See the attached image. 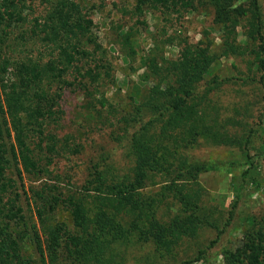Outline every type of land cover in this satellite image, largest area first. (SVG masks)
I'll list each match as a JSON object with an SVG mask.
<instances>
[{"label":"trees","instance_id":"trees-1","mask_svg":"<svg viewBox=\"0 0 264 264\" xmlns=\"http://www.w3.org/2000/svg\"><path fill=\"white\" fill-rule=\"evenodd\" d=\"M46 2L47 13L29 19L27 0H0V264H36L33 253L25 255L30 246L49 264H127L130 251L145 245H151L158 258L171 257L210 224L199 177L227 166L198 161L193 151L205 144L239 150L252 158L248 151L254 132L243 135L237 128L245 127V116L254 105L243 99V113L234 107L236 115L223 117L215 96L231 79L214 76L213 67L223 58L241 59L252 75L245 74L239 81L264 89L260 2L137 0L138 16L147 11L165 14L172 8L187 12L212 8L215 23L223 25L227 35L220 48L212 42L185 41L174 60L156 52L158 47L143 55L139 82L128 100L120 103L102 89L115 80L98 53L94 19L83 13L76 0ZM242 20L246 41L237 43L230 30ZM27 24L17 45L23 43L27 51L31 42L40 44L16 58V45L6 42ZM126 42L131 43L128 34ZM136 54L132 51L128 56ZM69 86L82 90L89 116L113 121L112 139L127 162L120 167L110 156L103 157L87 187L66 193L64 182L51 168L83 149L74 135L60 136L61 99ZM260 120L264 125V118ZM13 165L29 176H48L53 182L33 193L38 221L21 203L17 181L10 176ZM20 185L25 186L23 181ZM62 205L68 209L67 222L55 218ZM223 256L224 264H264V224L248 231L242 244L225 250Z\"/></svg>","mask_w":264,"mask_h":264},{"label":"rangeland","instance_id":"rangeland-1","mask_svg":"<svg viewBox=\"0 0 264 264\" xmlns=\"http://www.w3.org/2000/svg\"><path fill=\"white\" fill-rule=\"evenodd\" d=\"M76 1L80 3L83 13L94 19L93 33L97 37L96 43L100 45L98 53L103 56L102 64L109 67L108 70L112 71L115 80L113 85L104 86L102 89L109 98H115L117 103L126 102L128 96L133 93V87L139 82L143 55L158 47L156 52L163 53L168 60H174L179 57L185 41L192 45H206L212 42L214 48H220L227 35L223 25L215 23L212 8H198L190 12L172 8L164 10L165 14L147 11L143 16H138L134 11L137 0ZM259 2L264 14V0ZM48 7L46 0H27L25 14L29 19H40L47 13ZM240 24L238 27L233 26L230 31L237 43H244L245 21L242 20ZM27 28L28 24L20 25L11 40L6 42L13 48L16 45V58L36 50L40 44L39 40L33 46L31 42L27 51L23 43L17 45L20 33ZM127 34L131 38L129 44L126 42ZM132 51L137 53L135 58L128 56ZM246 72L245 62L235 58H223L213 67L214 76L231 79L230 83L223 84L215 96V101L222 107L223 117L236 115L234 107H237L239 113H243V99L251 101L254 105L245 116V127L237 128V132L243 135L253 130V144L248 151L252 158L249 160L246 153L239 150L205 144L194 150L192 155L198 161H218L227 165L222 170L208 171L199 177L206 191L204 204L211 215L210 224L203 226L197 237L185 241L171 257L158 258L151 245L138 246L130 251L131 256L127 264H190L201 252L202 259L192 264H224L223 252L228 249L235 250L242 244L248 231L258 229L264 224V125L260 120L264 118V104L261 102L264 89L262 85H246L239 81L245 74H251ZM84 104L82 90L73 86L64 90L61 99L64 116L60 136L72 134L83 146L80 154L60 159L59 163L51 168L53 174L61 177L66 193L82 190L103 157L110 156L120 167H124L127 162L123 160V150L117 147L112 139V130L115 128L111 126L113 121L93 119L88 115ZM10 173L11 178L17 181L21 203L26 209L29 207L30 216L34 212L38 221L36 205L34 199L32 200L33 193L47 182H53L48 176L43 179L29 176L21 166L13 165ZM21 181L24 182V187L20 185ZM68 217V209L64 205L60 206L55 213L56 221L67 222ZM28 251L25 255L33 253L36 264H49L48 260L43 262L36 253L34 254L32 246L28 247Z\"/></svg>","mask_w":264,"mask_h":264}]
</instances>
